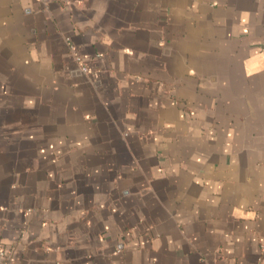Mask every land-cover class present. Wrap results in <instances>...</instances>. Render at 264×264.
<instances>
[{
  "label": "crops",
  "instance_id": "0c3cea01",
  "mask_svg": "<svg viewBox=\"0 0 264 264\" xmlns=\"http://www.w3.org/2000/svg\"><path fill=\"white\" fill-rule=\"evenodd\" d=\"M0 246L264 264V0H0Z\"/></svg>",
  "mask_w": 264,
  "mask_h": 264
},
{
  "label": "built area",
  "instance_id": "2783aa9c",
  "mask_svg": "<svg viewBox=\"0 0 264 264\" xmlns=\"http://www.w3.org/2000/svg\"><path fill=\"white\" fill-rule=\"evenodd\" d=\"M77 61H79L78 58H76ZM81 71L82 72H87L86 67L81 66ZM0 264H12L9 260H8V251L6 248L0 246Z\"/></svg>",
  "mask_w": 264,
  "mask_h": 264
}]
</instances>
